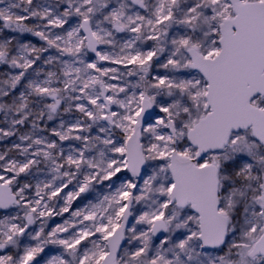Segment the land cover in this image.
Here are the masks:
<instances>
[{
    "label": "rangeland",
    "instance_id": "obj_1",
    "mask_svg": "<svg viewBox=\"0 0 264 264\" xmlns=\"http://www.w3.org/2000/svg\"><path fill=\"white\" fill-rule=\"evenodd\" d=\"M232 1L0 0V57L12 59L0 65V182L20 202L0 213V264L102 263L138 183L127 142L145 98L159 114L142 130L147 170L117 264H264L249 257L264 229V146L252 131L201 163L240 166L235 180L220 185L223 213L244 200L234 222L242 226L228 242L234 257L231 249L204 252L199 217L171 204L168 118L179 135L205 115V83L188 72V51L211 57L219 50ZM84 21L101 62L88 51ZM256 103L264 107V98ZM177 148L195 157L185 138ZM158 220L169 227L160 241Z\"/></svg>",
    "mask_w": 264,
    "mask_h": 264
},
{
    "label": "water",
    "instance_id": "obj_2",
    "mask_svg": "<svg viewBox=\"0 0 264 264\" xmlns=\"http://www.w3.org/2000/svg\"><path fill=\"white\" fill-rule=\"evenodd\" d=\"M232 7L235 17L226 19L221 26L220 54L214 59H207L197 49L189 51L193 69L209 85L210 113L188 136L189 144L197 151L195 158L178 152L175 125L169 122L174 147L170 158V172L174 181L171 202L181 209L191 208L199 216L200 239L205 252L220 250L227 245L230 220L220 208L218 166H200L199 163L209 154L223 152L232 137L241 132L251 130L255 139L264 145V111L252 104L256 98L264 97V3L233 0ZM82 32L89 53L101 62V45L89 21L83 22ZM103 97L106 99V94ZM158 113L150 99L145 98L135 130L127 142L128 171L138 183L129 196L120 228L108 241V254L101 264H117L126 245V233L133 224L134 196L147 170L142 129ZM18 206L20 202L12 187L0 182V213L10 212ZM32 220L29 216L28 227H31ZM168 231L164 220L155 222L153 235L157 240L166 237ZM249 257L264 258V233L253 246Z\"/></svg>",
    "mask_w": 264,
    "mask_h": 264
},
{
    "label": "trees",
    "instance_id": "obj_3",
    "mask_svg": "<svg viewBox=\"0 0 264 264\" xmlns=\"http://www.w3.org/2000/svg\"><path fill=\"white\" fill-rule=\"evenodd\" d=\"M17 29H21L20 26L18 25H15ZM11 62H12V59L9 57V56H4V57H0V65H3V66H7L8 64L11 65ZM217 164V163H215ZM218 165V164H217ZM219 170H220V182L222 184L223 181H225L226 183H230L232 179L234 178H237V175L239 174V171H240V166L239 164L237 163V160L234 161V160H228V161H225L224 162V167L222 166H219ZM240 179V177H238ZM235 180V179H234ZM238 203H244V200H240V201H236L235 203V206L231 209L230 213L229 214H226L229 218H230V232H229V238L231 237V234L233 231V228H236V229H240V227L242 226L241 222L238 221V224L234 223L236 222L239 218L237 217L240 213V206ZM225 205V201L224 202H221V206L222 205ZM232 229V230H231ZM242 243L241 239H238L237 241V244H240ZM229 249H231L230 253H231V256L234 257V255L237 254V249L233 248V246H230L227 244V246H225L223 248L224 251H228ZM260 260H264V259H259V258H256V259H251V261L257 263L258 261Z\"/></svg>",
    "mask_w": 264,
    "mask_h": 264
},
{
    "label": "built area",
    "instance_id": "obj_4",
    "mask_svg": "<svg viewBox=\"0 0 264 264\" xmlns=\"http://www.w3.org/2000/svg\"><path fill=\"white\" fill-rule=\"evenodd\" d=\"M219 50H220V48H219ZM219 50H218L217 52L213 53V55H212L211 57H215V56L219 53ZM206 56L208 57L209 55H206ZM187 66H188V72L193 73L194 76L198 79V80L196 81V83H197V84H200L201 81L204 83V81H203L201 75L198 74L197 72L192 71V70L189 68V67H190V61H189V60H188V62H187ZM202 97H203L204 112L206 113V106H207V85H206V84H205V86H204V88H203ZM197 123H198V119L194 120V121L188 126L187 129H185V130H183V131H179V135H178V133H177V136H178L179 138H185V139H186V137H187V135H188V132H189L191 129H193V128L197 125ZM170 180H171V177H170Z\"/></svg>",
    "mask_w": 264,
    "mask_h": 264
},
{
    "label": "bare ground",
    "instance_id": "obj_5",
    "mask_svg": "<svg viewBox=\"0 0 264 264\" xmlns=\"http://www.w3.org/2000/svg\"><path fill=\"white\" fill-rule=\"evenodd\" d=\"M74 209H75V208H74ZM86 213H87V212H86ZM51 262H52V260H51ZM52 264H55V263L52 262Z\"/></svg>",
    "mask_w": 264,
    "mask_h": 264
},
{
    "label": "flooded vegetation",
    "instance_id": "obj_6",
    "mask_svg": "<svg viewBox=\"0 0 264 264\" xmlns=\"http://www.w3.org/2000/svg\"><path fill=\"white\" fill-rule=\"evenodd\" d=\"M168 229H169V227H168ZM168 233H169V231H168Z\"/></svg>",
    "mask_w": 264,
    "mask_h": 264
}]
</instances>
